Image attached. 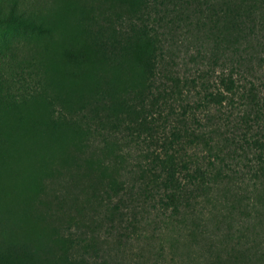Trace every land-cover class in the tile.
Masks as SVG:
<instances>
[{
    "label": "trees",
    "instance_id": "obj_1",
    "mask_svg": "<svg viewBox=\"0 0 264 264\" xmlns=\"http://www.w3.org/2000/svg\"><path fill=\"white\" fill-rule=\"evenodd\" d=\"M48 10L0 3V29L19 30L0 46V264H112L145 208L171 227L155 239L160 259L167 249L172 264H264V135L248 170H235L246 133L194 113L209 123L211 107L240 95L246 127L264 126V0ZM132 144L155 148L131 163Z\"/></svg>",
    "mask_w": 264,
    "mask_h": 264
},
{
    "label": "rangeland",
    "instance_id": "obj_2",
    "mask_svg": "<svg viewBox=\"0 0 264 264\" xmlns=\"http://www.w3.org/2000/svg\"><path fill=\"white\" fill-rule=\"evenodd\" d=\"M61 1L62 0H0V3L10 5L18 2L20 7H25L28 8L29 10L42 9L43 12H48L49 8L51 10L56 8L58 2ZM46 9L47 11H45ZM27 34L30 33L27 32ZM18 35H19V30L17 29H12V28L0 29V46L6 44L12 39H17ZM190 69L192 72L188 74V77L191 79L192 78L197 79L198 75L195 73V69L192 67ZM217 75L218 73L215 74L214 72L210 74L209 77L210 79L208 83V88L210 90L216 91L218 88L216 83ZM255 82L258 85V90L261 91L262 95H264V85H263L264 78L257 79ZM245 84L246 87L248 88L249 83H245ZM189 89L186 90V93L189 92V94L188 93L186 94V97L189 99V101L193 102L195 98L199 99L198 92L200 91L201 94H203L201 79H199V81L194 85L190 84ZM200 98H202V96ZM246 101L247 100H245L244 98H240V95H238L235 98L234 104L228 103V101H224L223 105H217V107H211L210 111L213 112V120L209 123L205 117L206 110H204V108L194 111V113L197 114V118L201 122V125L202 124L206 126L208 125L212 129L221 126L222 133L225 134L226 136L229 137H233V135L242 136L246 133V139L251 142L250 143L251 148L248 149L246 143L244 141L239 140L241 145L245 147L247 153H244L242 150L239 149L238 151L243 155L244 154L247 155V157H243L244 162H241L240 164L232 165L235 170L243 168L244 171L248 170V168L246 167L247 164L253 163L252 160H254V152L259 151V149H256V147L252 144L253 139L256 137L261 139V137L264 135V126H257L256 124L252 123L251 124L252 127L249 129L246 127L245 123L243 122L244 121L243 115L246 113L245 111H249V107L245 106ZM177 110L179 113L180 112L179 108ZM188 123L189 126L195 129L200 128L196 124H193L190 118L188 120ZM212 137H214L213 134ZM149 147H151L152 149L155 148L152 145L148 146V144L147 145L143 144V146L141 147H137L135 144H132L131 147L132 153L131 155H129V157L131 156L130 157L131 163H134V160L138 158V156L140 155L144 158V155L146 154H142V152L147 151ZM233 148H236V146H234ZM195 152L199 154L200 157L203 156L208 157V155H210L207 149L203 146H200V148L198 150H195L194 153ZM126 156H128V154H126ZM136 161H142V160L137 159ZM136 213H137L136 216L137 221H139L140 224L137 229L132 230V228L130 227L129 230L125 232V234L130 233L133 235V236L130 235L131 239H127V237H123L120 239L121 243L116 244L118 248H115L111 263L112 264H172L170 262L171 257H169L167 253L165 254V252H168L167 249L163 252L162 254L163 257L161 259L159 258L160 256L156 255L159 249V245L155 239H168L166 237H163L160 231L161 229H162L161 232L171 229V227H167L166 224L162 222L163 219H165L164 215L161 216L159 211L157 212L156 210H152L151 208L139 209L136 211ZM159 217L162 218L159 220ZM132 219H134V217H132ZM149 223L150 226H146ZM140 227H142V229H140ZM155 227H158L157 234L154 233ZM141 230L143 234L140 235ZM110 239L113 242L115 241L116 238L113 237V239L112 238ZM166 246L167 244H165V247ZM179 247L180 249H184L183 244H179ZM120 250H122V253H119Z\"/></svg>",
    "mask_w": 264,
    "mask_h": 264
}]
</instances>
